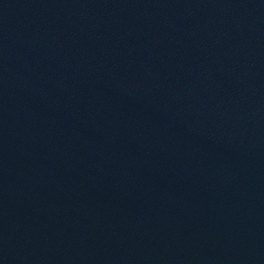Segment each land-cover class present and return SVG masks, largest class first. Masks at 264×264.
<instances>
[{
  "label": "water",
  "instance_id": "obj_1",
  "mask_svg": "<svg viewBox=\"0 0 264 264\" xmlns=\"http://www.w3.org/2000/svg\"><path fill=\"white\" fill-rule=\"evenodd\" d=\"M0 264H264V0H0Z\"/></svg>",
  "mask_w": 264,
  "mask_h": 264
}]
</instances>
